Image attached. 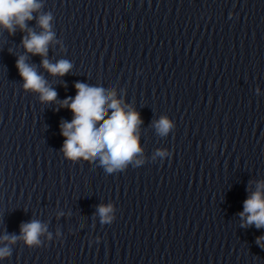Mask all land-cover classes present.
<instances>
[{
    "label": "clouds",
    "instance_id": "1",
    "mask_svg": "<svg viewBox=\"0 0 264 264\" xmlns=\"http://www.w3.org/2000/svg\"><path fill=\"white\" fill-rule=\"evenodd\" d=\"M40 8L38 0H0V28L7 30L10 35L15 34L17 28L22 32L27 31V36L22 39L26 52L47 57L48 46L54 39L50 24L52 16L44 14L38 17V25L42 29L39 34L29 29L26 24V21L33 19V12ZM25 60V56H20L16 61L20 77L24 80V89L39 93L42 102L55 101L57 92L47 86V82L37 73L35 67ZM41 63L53 76L62 77L72 68V64L63 59L52 64L44 58ZM75 88V97H68L61 103V107H67L73 113L70 122L64 121L61 124V134L66 138L62 148L66 159L76 161L82 158L91 161L98 158L108 173L121 170L134 160L136 164H140L142 161L136 159L142 152L139 126L143 122L139 113L122 100L116 99L114 90L80 82L75 84ZM153 126L161 136L167 135L173 127L164 116L154 121ZM157 154L164 155L163 152ZM111 210V206L101 205L98 208L103 221L109 219ZM239 215L242 227L255 225L257 229L264 228V181L257 183L256 191L244 201L243 211ZM45 231L46 226L37 220L23 223L20 227L21 237L29 246L39 244V237ZM0 239L15 243L18 237L13 235L9 238L5 235ZM261 241H264V236L257 238L258 244ZM9 254L8 247L0 248V259Z\"/></svg>",
    "mask_w": 264,
    "mask_h": 264
}]
</instances>
